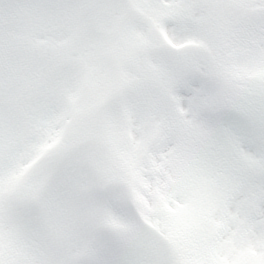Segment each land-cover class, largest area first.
<instances>
[{
	"label": "snow or ice",
	"instance_id": "1",
	"mask_svg": "<svg viewBox=\"0 0 264 264\" xmlns=\"http://www.w3.org/2000/svg\"><path fill=\"white\" fill-rule=\"evenodd\" d=\"M0 264H264V0H0Z\"/></svg>",
	"mask_w": 264,
	"mask_h": 264
}]
</instances>
